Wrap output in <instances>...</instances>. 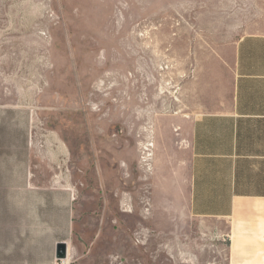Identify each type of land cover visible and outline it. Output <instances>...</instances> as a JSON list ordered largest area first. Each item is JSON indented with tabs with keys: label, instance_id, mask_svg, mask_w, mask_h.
<instances>
[{
	"label": "rangeland",
	"instance_id": "rangeland-1",
	"mask_svg": "<svg viewBox=\"0 0 264 264\" xmlns=\"http://www.w3.org/2000/svg\"><path fill=\"white\" fill-rule=\"evenodd\" d=\"M249 32L264 0H0V123L32 115L37 172L75 178L67 264L227 263L195 223L163 217L155 125L197 111V53Z\"/></svg>",
	"mask_w": 264,
	"mask_h": 264
},
{
	"label": "crops",
	"instance_id": "crops-1",
	"mask_svg": "<svg viewBox=\"0 0 264 264\" xmlns=\"http://www.w3.org/2000/svg\"><path fill=\"white\" fill-rule=\"evenodd\" d=\"M200 54L184 86L197 111L173 110L155 125L153 194L164 218L195 223L203 251L264 264V32ZM20 118L23 128L0 123V264H67L75 178L37 172L30 150L41 132L28 125L32 115ZM62 241L68 255L59 259Z\"/></svg>",
	"mask_w": 264,
	"mask_h": 264
},
{
	"label": "water",
	"instance_id": "water-1",
	"mask_svg": "<svg viewBox=\"0 0 264 264\" xmlns=\"http://www.w3.org/2000/svg\"><path fill=\"white\" fill-rule=\"evenodd\" d=\"M68 255L67 243L62 241L57 244V257L59 259H64Z\"/></svg>",
	"mask_w": 264,
	"mask_h": 264
}]
</instances>
